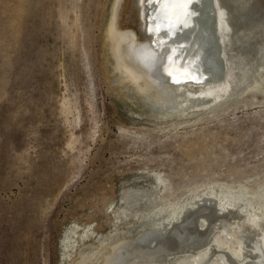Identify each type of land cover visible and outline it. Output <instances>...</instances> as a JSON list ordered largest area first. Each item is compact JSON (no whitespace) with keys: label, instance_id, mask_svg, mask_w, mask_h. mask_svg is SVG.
I'll list each match as a JSON object with an SVG mask.
<instances>
[{"label":"rangeland","instance_id":"obj_1","mask_svg":"<svg viewBox=\"0 0 264 264\" xmlns=\"http://www.w3.org/2000/svg\"><path fill=\"white\" fill-rule=\"evenodd\" d=\"M140 1L117 23L145 44ZM225 1L236 44L216 102L233 100L173 112L117 69L116 0H0V264H105L199 195L264 192V0Z\"/></svg>","mask_w":264,"mask_h":264},{"label":"bare ground","instance_id":"obj_2","mask_svg":"<svg viewBox=\"0 0 264 264\" xmlns=\"http://www.w3.org/2000/svg\"><path fill=\"white\" fill-rule=\"evenodd\" d=\"M160 1H140L143 35L149 41L145 44L133 31H120L122 0L115 2L109 38L123 80L173 112L201 109L210 102L218 103L217 108L230 103L233 95L216 102L229 95L217 94L216 89L227 85L231 71L225 41L236 44V8L225 0ZM193 1L197 2L191 8ZM164 20L168 30L155 31V23L164 27ZM246 197L245 191L225 189L199 195L197 201L171 209L137 240L114 246L105 264H167L163 261L173 254L180 255L168 264L188 258L194 259L193 264H264V192ZM216 230L237 241L236 251L228 253L216 245V236L212 238Z\"/></svg>","mask_w":264,"mask_h":264},{"label":"water","instance_id":"obj_3","mask_svg":"<svg viewBox=\"0 0 264 264\" xmlns=\"http://www.w3.org/2000/svg\"><path fill=\"white\" fill-rule=\"evenodd\" d=\"M162 1V0H161ZM160 1V2H161ZM155 2H157V1H155ZM197 1H193L192 3H191V5H190V7L192 8V6L196 3ZM164 22H166V20H164ZM168 22H166V24L164 25V28L161 30V31H163V30H168V25L169 24H167ZM158 24V23H157ZM182 24H179V26H181ZM155 29V28H154Z\"/></svg>","mask_w":264,"mask_h":264}]
</instances>
